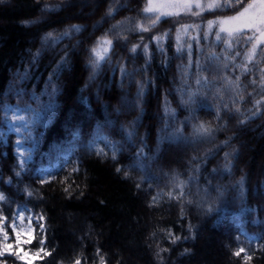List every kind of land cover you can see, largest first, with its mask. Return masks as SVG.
Listing matches in <instances>:
<instances>
[{
  "label": "trees",
  "instance_id": "16d2710c",
  "mask_svg": "<svg viewBox=\"0 0 264 264\" xmlns=\"http://www.w3.org/2000/svg\"><path fill=\"white\" fill-rule=\"evenodd\" d=\"M112 2L0 0V102L19 104L20 108L30 104L37 108V102L30 100L28 94L40 95L49 72L65 50L70 60V71L62 73L59 80V108L46 126L36 127L39 147L20 178L14 175L18 136L14 132L8 133L0 119V176L3 177L0 192L12 202L3 205L4 214L11 218L17 205H26L34 213L44 215L46 246L54 251L37 264H71L77 256L81 257L82 264H99V256L105 258L106 264H264V223H253L257 219L264 222V115L240 125L238 119L242 116L222 107V103L231 105V93H225L223 101L213 92H207L196 96L194 104L182 103L178 91L182 82L177 66L186 63L187 58L182 60L176 54L177 20L173 17L163 18L150 32H126L127 43L114 40L112 62L115 74L113 68L105 64L95 82L86 88L89 75V69L85 67L87 48L117 21L131 17V24L125 25L128 28L142 19L140 10L145 0H127V7L121 8L114 18H107L106 11ZM45 4H59L60 7L45 10ZM232 14L233 9H225L206 13L202 19ZM24 21L37 22L25 24ZM192 21L190 16L179 18L180 23ZM143 23L149 21L143 20ZM71 25H82L84 30L44 51L38 63L33 65L32 54L41 47V37L48 32L58 34ZM166 30L171 31V37L164 42L165 55L157 51L154 41L151 42L152 57L147 71H137L133 77L125 78L121 86L117 61L123 58L129 71L142 69L145 65L143 52L132 54L128 49L138 43L141 36L148 42L149 37ZM77 41L81 43L73 49ZM257 59L261 62L253 66L254 71L241 76V86H247L243 92L245 99L240 102L242 113L253 107L254 98H260L256 94L254 97L248 95L253 92L249 81L253 77L258 81V70L264 67V59L260 56ZM25 71L30 78L18 82L17 73L23 75ZM204 74L210 79L213 77L211 71ZM229 75H240V71ZM145 78L153 83L145 86L146 92L139 104L143 115L135 126L136 136L127 143L120 129L140 115L136 100L137 81ZM194 81L193 76L189 80L193 90L197 88ZM9 84L13 85L11 92ZM19 90H25V94L17 96L15 93ZM165 98L175 113L174 120L168 118L169 131L182 128L183 135L190 137L192 125L203 121L214 128L221 126L214 133V139L196 144L165 141L158 146L159 130L166 119ZM41 100L46 102L47 97H41ZM218 110L220 119L216 118ZM98 125L104 135L121 142L122 152L115 161L110 154L105 159L86 148ZM73 132H78L80 137L74 152ZM141 138L146 145L145 152L155 156L154 160L145 161L148 164L146 172L128 168L132 156L141 147ZM224 140H229L228 146L217 147ZM97 146L104 148L102 142ZM233 149L236 151L230 157L231 172L223 173L224 153L233 152ZM209 150L212 155L205 159ZM193 157L197 160L193 161ZM198 162L200 171L196 173L193 168ZM117 167L128 169L129 175L118 173ZM73 168L78 171L73 172ZM214 168L218 170L216 173L212 171ZM41 169L52 173L54 178L50 177V183L40 184L38 170ZM174 175L183 180H188L190 175L196 177L186 185L182 200L169 199L166 195L169 191H179L172 183ZM9 177L13 180L11 185L4 183ZM241 177L244 178L243 207L255 209L253 212H242L241 202L232 187ZM217 185L228 188L225 202L217 204L216 211L207 212V203L200 206L203 189L209 188L210 196L206 199L211 203L217 196L214 191ZM25 186L34 191L32 197L23 192ZM66 186H70L71 195L64 191ZM153 197L157 198L155 202ZM241 228L248 236L241 234ZM169 233L181 239L172 243ZM250 236L260 239L250 241ZM38 246V241L34 240L33 249ZM240 248L245 252L240 256L233 255ZM185 249L189 251L186 253ZM157 252H160L159 256ZM245 254L252 259L245 262ZM6 259L8 264H20L12 257Z\"/></svg>",
  "mask_w": 264,
  "mask_h": 264
},
{
  "label": "snow or ice",
  "instance_id": "6c2138e0",
  "mask_svg": "<svg viewBox=\"0 0 264 264\" xmlns=\"http://www.w3.org/2000/svg\"><path fill=\"white\" fill-rule=\"evenodd\" d=\"M59 7V4L44 5L45 10H53ZM124 7H127V0H125V3H120V0H113L106 11V17L114 18L115 14ZM225 9H233L234 14L226 16L218 15L214 19H208L206 21L202 19L206 13H216L217 11H223ZM140 12L142 13V19L135 21L134 26L125 28V25L131 24V17L117 21L101 36H98L93 44L87 48L88 55L85 67L89 69V75L85 83L86 88L95 82L105 64L112 67L113 74H115L116 69L113 67L112 62L113 49L115 47L114 40H123L127 43L128 36L126 32H150L165 17L180 18L183 16H191L196 19L190 23H180L178 19L175 28L176 54L182 60L185 56L187 58L186 63L177 66L182 82L181 88L178 89L181 93L182 103L184 105L194 104L196 103L194 99L196 96L204 95L207 92H213L217 98L223 101L225 93H231L232 95L229 97L231 105L229 103H222V107L230 112L234 110L235 113L240 114L242 116V118L238 119L240 125H244L264 115V110H262V106H264V67L258 70V81L255 77L249 81L250 85L253 86V92L248 93V95L254 97V94H256L260 98L253 99V107L247 109L246 113H242L240 108V102H243L245 99L243 92L247 87L246 85L244 87L241 86V76L254 71L253 66L261 62V60L257 59L258 56L264 59V0H145ZM143 20H147L149 23L145 24ZM36 22L24 21L25 24ZM83 30L84 26L82 25H71L58 34L53 32L46 33L41 37V47L32 54V64L38 63L39 57L44 51L49 48H54L64 39H72L73 34H79ZM170 37L171 31L166 30L163 33L149 37L148 42H145V37L141 36L138 43L132 44L128 49L129 53L137 54L138 51H142L145 58V65L142 69L129 71L123 58L118 60L117 66L121 74V86L125 78L133 77L137 71H147V65L150 63L152 57L150 49L151 42L154 41L157 51L165 55L164 42ZM80 43V41H77L73 45V49L79 47ZM217 48H219V51H217ZM69 65L68 52L65 50L64 54L56 61L55 67L49 72L48 79L45 81V88L40 95L37 96L35 92L28 94L30 100L37 102V108H32L30 104H26L24 108H20L19 104L13 106L0 102V113H2L0 119H2L8 133L14 132L18 136L15 141L17 165L14 169V175L17 178L22 177L27 171V165L39 147V139L35 135L36 127L38 125L46 126L59 108L57 104V98L61 92L59 80L62 73L66 70L70 71ZM236 70L240 71V75H235L234 77L229 75L230 72L235 73ZM210 71L213 72L211 79L204 74ZM17 76H19L18 82L20 83L30 78L27 71L23 75L17 73ZM193 76L195 77L194 82L197 85L195 90L189 84V80ZM152 83L153 81L147 78L142 81H137L136 100L140 115L135 120L129 122L126 127L121 126L120 129L123 133V139L127 143H131L136 136L135 126L143 115V109L139 107V104L145 95V86ZM12 90L13 85L9 84V92ZM15 94L22 96L25 94V90L16 91ZM44 96L47 97L46 102L41 100V97ZM117 111L119 110L117 109ZM163 111L166 119L164 127L159 130L158 146L165 141L170 143L183 141L185 144H196L205 141L211 142L214 139V133L221 127L214 128L210 124L201 121L194 123L192 125L191 136L185 137L182 128H172L169 131L171 125L168 118L171 117L174 120L175 113L170 108L166 98ZM21 113H26V115ZM216 118L220 119L219 110L217 111ZM98 142H102L104 148L98 147ZM141 142V147L132 156V163L128 168L146 172L148 164L145 161L154 160L155 156H149L145 152L146 145L143 144V138H141ZM79 144V133L73 132V152ZM228 144L229 140H224L217 147L228 146ZM86 148L90 153L94 151L95 155L101 158L107 159L110 154L111 159L114 161L122 152L121 142L112 140L107 135H104L100 125L97 126L93 138L88 142ZM235 151L233 149V152L224 153L223 173L231 172L232 165L230 157L233 156ZM210 155H212V150L206 152L204 158L207 159ZM192 159L196 161L197 157H193ZM72 171H78V168H73ZM116 171L118 173L123 172L126 177L129 175L128 169L122 167H117ZM193 171L199 173V162L195 164ZM212 171L216 173L218 170L214 168ZM38 173L41 185L50 183V177L54 178L52 177V173L46 169L38 170ZM2 179L3 177L0 176V180ZM142 179H147V177H142ZM195 179L196 177L190 175L188 180H183L179 176L174 175L172 177V183L174 188L179 189V191L175 193L169 191L166 195L169 199L182 200L185 196L184 189L186 185ZM66 180L67 177L65 178V182ZM4 183L11 185L13 183L12 177H9ZM136 186L139 188L140 184L138 183ZM69 187L66 186L64 191L71 195ZM232 187L237 192L236 198L241 202L242 212L249 213L255 211V209L243 207L244 178L241 177ZM214 191L217 193V196L211 203H208L206 198L210 196V190L207 187L203 189L204 197L200 201V206L203 207L207 203L208 206L205 209L207 212L216 211V205L225 202L224 198L228 188L227 186L217 185ZM23 192L28 197L34 195V191L29 186H25ZM156 199V197H153V202ZM10 203L12 202L9 198L3 192H0V264H8L6 257H14L15 261H19L20 264H37L39 261H44L54 251L48 249L46 246V238L43 235L45 231V224L43 223L45 220L44 215L42 213H34L26 205H17L13 209L11 218H9L4 214L3 205ZM253 223L259 225L264 222L257 219ZM8 229H11V235L14 239L10 238ZM239 230L241 234L248 236L242 228ZM169 235L172 236L171 233ZM180 239L181 237L179 236H172V243ZM248 239L250 241L259 240L260 237L250 236ZM34 240L38 241V247L35 249L26 247L27 245H31ZM160 251H168V249H160ZM188 251V249H185L186 253ZM99 252L100 250L97 249V255H99ZM242 252H245L244 248L238 249L233 255L240 256ZM156 255L159 256L160 252H157ZM251 259V256L245 254V262ZM71 264H82L81 257L77 256L71 261ZM99 264H106L103 256H99Z\"/></svg>",
  "mask_w": 264,
  "mask_h": 264
},
{
  "label": "rangeland",
  "instance_id": "374dc122",
  "mask_svg": "<svg viewBox=\"0 0 264 264\" xmlns=\"http://www.w3.org/2000/svg\"><path fill=\"white\" fill-rule=\"evenodd\" d=\"M82 4H83L84 7L87 6L86 3H82ZM178 19H179V18L173 17V20H178ZM190 19H191V20H194V19H196V18L190 16ZM8 231H9V233H10V238H11V239H14V237L11 235V229H8ZM33 244H34V241L32 242L31 245H27L26 247H29V248H32V249H33V247H32ZM12 258H14V257H12ZM14 259H15V258H14ZM17 262H19V261H17ZM19 263H20V262H19Z\"/></svg>",
  "mask_w": 264,
  "mask_h": 264
}]
</instances>
